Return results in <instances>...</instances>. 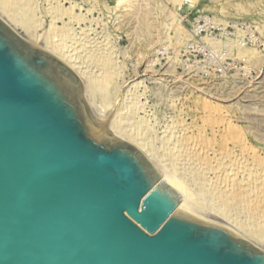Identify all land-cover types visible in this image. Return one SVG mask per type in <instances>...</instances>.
<instances>
[{
    "label": "water",
    "instance_id": "obj_1",
    "mask_svg": "<svg viewBox=\"0 0 264 264\" xmlns=\"http://www.w3.org/2000/svg\"><path fill=\"white\" fill-rule=\"evenodd\" d=\"M64 62L0 18V264H264L93 118Z\"/></svg>",
    "mask_w": 264,
    "mask_h": 264
},
{
    "label": "rangeland",
    "instance_id": "obj_2",
    "mask_svg": "<svg viewBox=\"0 0 264 264\" xmlns=\"http://www.w3.org/2000/svg\"><path fill=\"white\" fill-rule=\"evenodd\" d=\"M0 11L15 22V30L9 26L16 33L32 37L37 45L53 43L64 52L85 55L81 64L98 87L94 104L104 114L102 118L123 128L122 136H134L145 149L159 152L158 157L167 162L162 163L167 164L166 168H192L182 161L185 157L179 160V153L174 152L176 157L169 152L170 144L182 136V141L198 151L210 148V158L215 159L214 154L222 150L232 156L248 154L264 170V0H0ZM204 16L224 26L252 29L254 48L233 49L231 53L234 59L246 58L244 71L224 78L205 77L185 61L189 24ZM99 48L113 56V67L106 57L98 58ZM79 80L81 94L93 116L83 81ZM107 130L113 134L108 127ZM170 160L177 163L171 164ZM214 169L217 172L219 167ZM184 174L191 180L189 184L193 182V191H197L199 175L188 179ZM263 175L255 181L256 187H262L257 199L260 203L224 207L221 213L226 218H221L240 223V230L247 229L253 236L259 234L264 245ZM208 203L212 208L217 206L215 202V206Z\"/></svg>",
    "mask_w": 264,
    "mask_h": 264
},
{
    "label": "bare ground",
    "instance_id": "obj_3",
    "mask_svg": "<svg viewBox=\"0 0 264 264\" xmlns=\"http://www.w3.org/2000/svg\"><path fill=\"white\" fill-rule=\"evenodd\" d=\"M0 18L3 19L8 25H10L15 30V22H12V21L10 22L9 21V15H5L3 12L0 11ZM24 37L28 41L34 43L33 40H32V37L29 38L26 35H24ZM34 44L37 45L38 43L35 42ZM38 46H40L42 49L46 50L47 52L51 53L52 55L57 57L59 60L64 62L71 70H73V72L77 75V77L80 78L83 81L84 93H85L87 102H88V104H89V106L91 108V111L94 114L93 116L96 119V120L95 119L94 120L100 126H104L105 125L106 127L105 126L104 127L106 129L108 127L109 130L113 134H111L110 132L109 133L111 135H113L114 137L124 138L125 140H127V142L132 143L133 145H136L138 147V148L137 147L136 148L139 149L144 154V156L157 169V171L159 172L160 176L162 177V181H164L166 184H168L170 187H172L173 189H175L176 191H178L181 194V202H180V205H179L180 209L185 210L187 212H190L192 214H195L197 216H200L202 218H205L207 220H210V221H212V222H214V223H216V224H218V225H220V226L232 231L234 234H237L238 236L245 238V240H248V241L252 242L253 244H255L256 246L260 247L259 249H261V248L263 249L264 248V245L261 244V242L259 241V239L261 238L260 236H258L259 234L257 235L258 239H256L257 237L253 236L254 234L252 235V233H250L247 229H245V231H244V229L240 230V228H242V227H240L241 226L240 223H239V225H237L236 223L234 224V222L231 223L232 221L230 220L231 221L230 222L229 219H227L225 221V219L221 218V216L225 217V215H223L221 213L222 208H224V207L230 208V206H233V205L235 206L236 204H240L241 205L242 203H246V202H248V203L253 202L254 203V201H255V203H257L259 201V200L257 201V199H258V197H260L259 189H260L261 185H260V187H256V183H258V182H255V181L257 180V178L259 176L264 174V170L260 169L259 164L257 165V162H255L254 160L251 161L249 159L251 156L249 157L248 154H247V156H248L247 157V156H244V154H238V156H239L238 157L235 154V156H236L235 157L234 155L232 156L231 153H229L227 150H226L227 152L225 150L223 152V150H222L221 151L222 153H220V152L216 153L218 151L217 150L216 152L214 151L216 153V154H214L215 155V159L214 158H210V157L213 156V155L209 154V151H210L209 149L210 148L208 150L202 148V150L198 151L196 148L193 147V145L189 146V144L186 143L187 141L186 142H185V140L182 141L183 138L181 136L182 139L178 138L177 140H175L173 142V144L172 143L170 144V145H172V148L170 147L171 150H169V152L171 153V151H172L173 153L174 152L177 153V155H178V153L181 156L183 155L182 158L180 156L179 160H181V159H183V157H185L186 159H183L182 161L185 162L186 164L188 163L190 165V166L189 165L188 166L192 167V168H184L185 166L184 167H179V165L176 166L175 168L172 166V169L174 168L173 170L166 168L165 166L167 164L166 165H164V164L167 163V162H165V160L163 158H161L162 157L161 155H160L161 159L158 157L157 154L159 152L156 153L155 151H149V150L145 149L143 144H141V143L138 144V143L135 142V140H134L135 137L134 136H133L134 139H133V137L127 138L126 135L129 136V134H126V135L122 136L121 130L123 128L117 127L116 124H115L116 126L113 125L112 121H111L112 123H106L105 122L106 119L105 120L103 119L104 116L102 118V115H104V114H101L102 112H100L101 111L100 108L98 109V107L94 104V99H95L96 93H97L96 89H98V87H97V85H95V83L93 81L94 79L91 76V73H89L87 71L90 74V75L89 74L87 75L86 74L87 72L85 71L86 68H85L84 64H81V60L86 57L85 55H83V56L81 55L80 56V55H74V54H72V52H71V54L68 51L64 52V51L60 50V48L57 47L53 43L49 44V43L46 42L45 44H42V45L39 44ZM101 49L97 52V55L99 56L98 58L101 59L103 57H106L107 61H108V65L112 66L113 64L111 63L110 60L113 59V56L111 55L112 56L111 57L109 55L110 54L109 52H103L104 49H102L103 51H101ZM94 52H96V50ZM88 55H90V54H88ZM94 55L97 56L96 53H95V54L92 55L93 58H94ZM100 56H102V57H100ZM105 61H106V59H105ZM112 62H113V60H112ZM104 64L106 66V62H104ZM107 68L108 67L106 66V69ZM109 75H110V73H109ZM97 76H98V74H97ZM102 82H103V80H102ZM95 86L97 88H95ZM134 101H133V103H134ZM133 103H132V105H133ZM131 107H133V106H131ZM114 118L116 120L115 116H114ZM115 120H113V121H115ZM117 121H118V119H117ZM118 122H117V124H118ZM169 139H170V137H169ZM235 146L238 147V145H235ZM191 147H193V148H191ZM237 147H236V150L239 149V147L238 148ZM162 151H164V150H162ZM238 152L240 153V151H238ZM245 152H247V151H245ZM166 153H167V151H166ZM211 153H212V151H211ZM161 154L163 155V152ZM172 155L168 154V156H170V157ZM177 155L175 154L173 156L177 157ZM168 159H171V158H168ZM163 162H164V164H162ZM173 162H171V160H170L171 164ZM170 163H168V165ZM182 163L180 164V166H183ZM217 166L219 167V169L222 168L221 170H223V171L221 172V174L217 173V172H220V171H218L219 169H217V172H216V169H214L215 167L218 168ZM184 173H186L188 175V179H190L189 177H191V176H193L195 174L199 175L198 177H196V178H198L197 179L198 181L196 180L197 183L199 182L198 183L199 185H197L198 186L197 191H193V189L191 187V184L193 182L191 184H189L191 182V180H187V178L184 176L185 175ZM263 177H264V175L262 176V178ZM192 179H193V177H192ZM259 184H257V186H259ZM261 189H262V187H261ZM260 191H262V190H260ZM208 202H212V204H213V202H215V203H217L216 204L217 206L212 208L213 206L211 207V203H208ZM258 203H260V202H258ZM248 205H250V204H248ZM263 208H264V204H263Z\"/></svg>",
    "mask_w": 264,
    "mask_h": 264
},
{
    "label": "built area",
    "instance_id": "obj_4",
    "mask_svg": "<svg viewBox=\"0 0 264 264\" xmlns=\"http://www.w3.org/2000/svg\"><path fill=\"white\" fill-rule=\"evenodd\" d=\"M188 35L184 46L185 61L205 77L224 78L233 72L244 71L246 58L234 59L231 53L233 49L254 48L256 41L252 29L224 26L209 16L194 19L189 24Z\"/></svg>",
    "mask_w": 264,
    "mask_h": 264
}]
</instances>
